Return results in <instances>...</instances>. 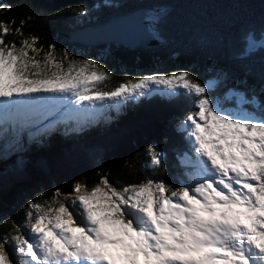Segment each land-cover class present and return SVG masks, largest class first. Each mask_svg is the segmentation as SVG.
I'll use <instances>...</instances> for the list:
<instances>
[{
	"label": "snow or ice",
	"instance_id": "snow-or-ice-1",
	"mask_svg": "<svg viewBox=\"0 0 264 264\" xmlns=\"http://www.w3.org/2000/svg\"><path fill=\"white\" fill-rule=\"evenodd\" d=\"M26 23L0 20V125L15 128L47 101L70 102L83 125L109 106L183 92L195 98L177 129L192 144L182 163L194 167V183L173 188L148 178L118 188L102 175L91 188L58 189L52 204L29 203V235L14 225L0 237V264H264V115L224 108L186 70L109 88L114 75L104 65L39 46ZM147 152L154 166L163 164L155 145Z\"/></svg>",
	"mask_w": 264,
	"mask_h": 264
},
{
	"label": "trees",
	"instance_id": "trees-1",
	"mask_svg": "<svg viewBox=\"0 0 264 264\" xmlns=\"http://www.w3.org/2000/svg\"><path fill=\"white\" fill-rule=\"evenodd\" d=\"M0 4L11 5L10 11H0V20L14 19L16 26L27 20L23 31L39 37V46L55 44L57 55L67 49L75 58L79 52L87 53L104 65L114 75L109 88L156 69L162 74L186 69L202 82L203 72L211 69L223 80L209 94L243 92L246 107L257 117L264 115V46L252 50L247 46L249 37L259 40L264 33V0H0ZM138 11L156 13L149 32L158 42L154 47L129 49L71 40L76 32ZM194 101L182 93L141 98L123 106L112 121L103 119L73 133L72 113L66 114L67 127L66 121L60 122L65 114L53 118V110L46 108L22 118L15 128L4 127L2 133L15 148L6 159L0 158V237L14 234V225L29 235L25 227L29 203L52 204L56 190L71 193L76 182L91 188L105 175L118 188L148 178L177 187L190 175L191 165L182 163V157L194 155L186 135L177 129ZM150 144L164 154L161 166L151 163Z\"/></svg>",
	"mask_w": 264,
	"mask_h": 264
},
{
	"label": "rangeland",
	"instance_id": "rangeland-1",
	"mask_svg": "<svg viewBox=\"0 0 264 264\" xmlns=\"http://www.w3.org/2000/svg\"><path fill=\"white\" fill-rule=\"evenodd\" d=\"M146 16H147V20H148L147 29L150 32L151 24L153 23L152 19L156 18V13H153V12H149L148 13L147 12ZM132 18H135V17L132 16ZM129 21H130V24H126L124 26V28L126 26H132L133 30L137 34H139V32H140L139 36H141V38H145V33L143 31V24L139 23L135 19H130L129 18V20H127L126 22L128 23ZM108 33H109L110 37H115V38H118V39H125V40H128V41H133L136 38H140V37H132L130 34H127L126 31H124V30L121 31L118 34V33H115L113 31H111V29H106V30H103V31H101L99 33L96 32V33H94L92 35L84 36V37H82V39L84 41L95 40V39L96 40L104 39L107 36ZM250 41L251 42H255V44L250 46ZM148 43H150V41ZM247 46L251 50L255 49V48H258V47H263L264 46V33L261 35L259 40L252 39L251 37H249V40L247 42ZM78 54H79L78 57H80V58L77 57L78 59H81V60L91 59V60H93L91 57L88 56L87 53L79 52ZM190 69H192V68H190ZM184 70H186V69H179V70H176V71H184ZM149 74H162V73H161V71L159 69H156V70H154L153 72H151ZM146 75H148V74H146ZM203 75H204V77H203L201 83L209 85L210 86L209 87V91H212V90L215 91L216 86H219L220 82L223 80L222 79L223 76H221L217 72H214L211 69L205 70L203 72ZM182 94H184V93L182 92ZM209 95H210L211 98H213V100L218 101L226 109H229V110H232V111L247 110L248 113L254 114L255 116L256 115L258 116V114H256L253 111H250L246 107V105L248 103V100L246 99V95L243 92H238V91H235V90L231 89V90H228L227 92H225V94H223L220 97L216 96V95H213V94H209ZM152 96H154V95H152ZM152 96H150V97H152ZM146 98H149V97H146ZM44 103H46V108L52 109L54 107L58 112L59 111H65V110H68V111L72 112L71 109L73 107H75L70 102L63 101V100L47 101V102H44ZM128 103H125V104H123L122 106H119V107L109 106L106 109H104L102 111V113H100L97 116L96 122L85 123L83 125H81V123H80V118L73 119L71 117V115H70V117L73 119V121H76V123L73 126L70 127L71 132L72 133L73 132H79V130H76L78 128H83L85 130V129L89 128V127H94L97 124H99L100 121L103 120V119H106L108 122L112 121V118L116 117L118 114H120L122 112L121 108L123 106H126ZM195 110H196V108H195V101H194V105H193L192 111H195ZM70 112L66 111V113H64L65 114L64 117L61 118L60 122L66 121V114H68ZM68 123H69V121H66L67 127H68ZM27 124L30 125L31 124V120L27 121ZM4 127H7V125H5V126L4 125L3 126L0 125V139H2L4 141V142H0V158H2V159H6L10 154H12V152L14 151V148H15L13 141L10 140V138H8L7 136H5V133H2V132H4L3 131ZM6 132H8V129L6 130ZM189 146L192 149V144L190 142H189ZM184 158H185V156L182 157L181 161ZM11 167H12V165H9V166L4 167V168L6 170H8ZM193 183H194V181L192 179V176H185V177H183L182 182H179L180 185H178L177 187H174V188L188 186V185L193 184Z\"/></svg>",
	"mask_w": 264,
	"mask_h": 264
},
{
	"label": "water",
	"instance_id": "water-1",
	"mask_svg": "<svg viewBox=\"0 0 264 264\" xmlns=\"http://www.w3.org/2000/svg\"><path fill=\"white\" fill-rule=\"evenodd\" d=\"M146 13H147L146 11H138V12L132 13L131 15H124V16L113 18L109 20L108 22H106L105 24L100 25L98 27H92V28H88V29H84L79 32H76L75 33L76 37L73 36L74 39H71V40L83 43L85 45H101V44L115 43V44L127 47L129 49H134L136 46L154 47L158 44V42L155 41L154 36L151 35L147 29L148 20H147ZM132 16H134L135 18H132ZM129 18L135 19L139 23L143 24V31L145 33V38L140 37V38H136L133 41H128L125 39H118L115 37H110L109 36L110 32H109L104 39H99V40L95 39V40H89V41H84L82 39V37L84 36H89L96 32L99 33L106 29H111V31L118 33V34L124 30L126 31L127 34H130L133 37L135 36V32L132 30L131 26H126L124 28L126 24H130V21L128 23L126 22L127 20H129ZM149 41L150 43H148Z\"/></svg>",
	"mask_w": 264,
	"mask_h": 264
},
{
	"label": "bare ground",
	"instance_id": "bare-ground-1",
	"mask_svg": "<svg viewBox=\"0 0 264 264\" xmlns=\"http://www.w3.org/2000/svg\"><path fill=\"white\" fill-rule=\"evenodd\" d=\"M131 28H132V30H133V27L131 26ZM134 31V30H133ZM135 32V31H134ZM134 32H132V33H134ZM140 35V32H139V34H137L136 32H135V36H133V37H141V36H139Z\"/></svg>",
	"mask_w": 264,
	"mask_h": 264
}]
</instances>
